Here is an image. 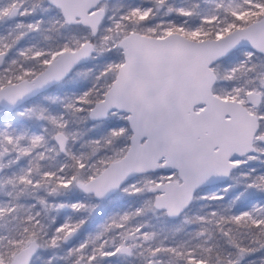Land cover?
I'll return each mask as SVG.
<instances>
[{"label":"snow or ice","instance_id":"1","mask_svg":"<svg viewBox=\"0 0 264 264\" xmlns=\"http://www.w3.org/2000/svg\"><path fill=\"white\" fill-rule=\"evenodd\" d=\"M0 264H264V0H0Z\"/></svg>","mask_w":264,"mask_h":264}]
</instances>
